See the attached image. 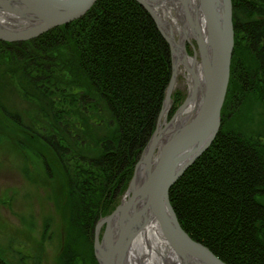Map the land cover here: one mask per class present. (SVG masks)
Returning <instances> with one entry per match:
<instances>
[{
  "label": "trees",
  "instance_id": "trees-1",
  "mask_svg": "<svg viewBox=\"0 0 264 264\" xmlns=\"http://www.w3.org/2000/svg\"><path fill=\"white\" fill-rule=\"evenodd\" d=\"M232 3L222 127L171 188L170 202L182 228L224 263L264 264V139L244 134L237 119L250 99L264 102V0ZM0 64V77L39 104L31 127L9 117L39 139L47 176L57 172L66 185L70 223L60 260L80 264L73 248H91L97 222L120 204L157 129L173 73L170 44L138 1L97 0L82 18L37 38L0 41ZM173 98L168 119L183 94ZM0 264L8 263L0 256Z\"/></svg>",
  "mask_w": 264,
  "mask_h": 264
},
{
  "label": "water",
  "instance_id": "water-1",
  "mask_svg": "<svg viewBox=\"0 0 264 264\" xmlns=\"http://www.w3.org/2000/svg\"><path fill=\"white\" fill-rule=\"evenodd\" d=\"M143 5L156 21L160 31L170 44L172 57L173 45L170 37L163 31L154 12L144 0H136ZM97 0H0V11L15 12L19 18L29 25L19 28L5 29L0 26V40L5 42L28 41L56 28L69 24L85 16L95 5ZM203 8L211 46V59L206 53L205 46L201 60L207 68L209 79L201 107L194 119L177 135L170 138L160 150L158 149V132L166 107L173 105L174 80L176 77V64L173 58V76L166 91L164 107L160 115L158 126L146 147L126 192L137 182L138 170L144 162H149V169L143 190L150 191V212L145 216L136 217L127 228L119 229V225L112 224L113 219L123 218V215L133 202L138 200L133 195L129 205L121 203L106 217L102 218L96 228V251L100 264H130L128 256L133 247L134 240L148 225L153 217L160 218L168 234L183 246V260L178 264H206L205 253L216 259L220 264H226L214 255L208 248L193 240L182 228L174 208L170 202V190L184 173L204 154L215 140L220 127L222 110L225 104L231 75V61L235 48V30L233 23L232 0H200ZM205 52V53H204ZM206 54V55H205ZM188 95L184 104L179 108L175 119L188 104ZM168 118V115H167ZM107 225L103 239L100 231ZM112 224V225H111ZM113 226V229H111ZM109 230L113 231L111 238ZM98 250H103L102 256ZM177 264V262L175 263Z\"/></svg>",
  "mask_w": 264,
  "mask_h": 264
},
{
  "label": "rangeland",
  "instance_id": "rangeland-1",
  "mask_svg": "<svg viewBox=\"0 0 264 264\" xmlns=\"http://www.w3.org/2000/svg\"><path fill=\"white\" fill-rule=\"evenodd\" d=\"M194 48L196 52L198 46L188 44L187 49L192 56L195 55ZM199 59H202L201 55ZM4 71L5 68L0 64V73ZM184 81L186 77L179 76L178 83ZM186 86L188 88V85ZM17 87L8 79L0 77V107L5 109L3 111L0 108V256L8 264H61L60 259L66 248V235L70 223L67 189L57 172H54V177L51 179L47 176L38 157V152L42 148L39 139L23 131L9 117L13 115L30 127L32 122L34 123L30 117L39 119L35 116L37 108L34 107L39 104L24 100ZM187 88L178 86L174 90L173 95L183 94V100L177 111L189 95ZM249 101L238 114V126L244 134L261 136L264 139V102L258 99ZM4 112L8 119L4 116ZM97 224L91 248L89 244H81L80 248H73L76 256L82 257L80 264H91L90 258H94L97 264H100L95 245ZM106 227L107 225L104 224L99 241L103 239Z\"/></svg>",
  "mask_w": 264,
  "mask_h": 264
},
{
  "label": "bare ground",
  "instance_id": "bare-ground-1",
  "mask_svg": "<svg viewBox=\"0 0 264 264\" xmlns=\"http://www.w3.org/2000/svg\"><path fill=\"white\" fill-rule=\"evenodd\" d=\"M149 8L156 15L163 31L170 37L173 45L176 64V77L174 89L178 86L189 92L190 100L173 121H168L167 115L171 109V103L167 105L162 117L158 132V150L170 138L181 132L195 117L199 111L209 79L207 78V68L199 59L205 48V52L211 59L212 48L209 46V35L206 17L200 0H144ZM29 25L28 22L19 18L15 12L0 11V26L5 29L19 28ZM30 26V25H29ZM28 27V26H26ZM189 45L198 46V50L190 55L187 47ZM199 45H206L204 48ZM172 51V50H171ZM204 52V53H205ZM206 55V54H205ZM183 65V66H181ZM188 72V73H187ZM184 75L186 81L178 83L179 76ZM149 162H144L138 170L137 182L130 188V192L125 194L122 203L129 205V200L133 195H137L138 200L131 203L126 209L123 218L116 217L112 224L119 225L118 230L127 228L128 225L139 216H145L150 212V191L143 190ZM129 188V187H128ZM111 224V225H112ZM113 226H111V229ZM109 230L108 237L111 238L113 231ZM100 256L103 250H98ZM183 246L176 242L165 230L160 218L152 217L148 225L142 230L134 240L133 247L128 256L130 264H177L183 260ZM206 264H220L216 259L205 253ZM184 261V260H183Z\"/></svg>",
  "mask_w": 264,
  "mask_h": 264
}]
</instances>
